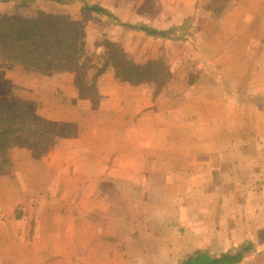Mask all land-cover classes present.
<instances>
[{
  "label": "crops",
  "instance_id": "crops-1",
  "mask_svg": "<svg viewBox=\"0 0 264 264\" xmlns=\"http://www.w3.org/2000/svg\"><path fill=\"white\" fill-rule=\"evenodd\" d=\"M254 2L264 5V0L233 2V7L225 15L229 22V32L223 33L226 44L212 54L219 57L205 71L211 76L190 85L188 93L174 99L163 110H151V93L144 91L143 85L131 87L120 83L111 67L97 80L100 96L97 109H93L89 100L79 96L72 72L47 76L26 73L18 66L7 70L6 77L15 84L13 93L16 99L35 103L37 113L50 121L76 124L79 132L74 138L60 140L53 150L38 160L33 159L25 148L15 147L9 151L10 165L0 174V264H27L31 260L36 264H83L95 258L101 264L110 261L114 264H157L156 261L160 262L158 264H181L197 251L218 257L237 254L245 246L249 249L237 264H258L257 259L264 257V40L254 43L249 24L257 20L264 25V13L242 10L244 5ZM16 6V0H0V13H13ZM85 6L101 11L88 13ZM30 7L36 11L69 15L79 21L92 20L102 14L105 24L101 29L93 21L84 24L88 45L102 36L120 44L125 51L127 49L129 58L131 46L139 53H152L157 57L160 52L157 43L169 40V33L163 31L166 36L161 37L145 30L162 32L161 29L171 27L175 21L166 15L162 24L157 25L155 15L154 19L147 17L149 26H137L138 22L146 23V17L140 13L139 6L130 8L123 0H36L30 3ZM111 20L115 23L111 24ZM96 52L102 57L103 48L98 47ZM226 54H230L229 75L221 71ZM253 69L257 70L256 77L252 74ZM252 84L261 85V92L253 94L247 89ZM240 85L247 90L238 88ZM211 88L210 92L206 90ZM203 89L207 92L203 93ZM256 99H260L261 104L254 107L250 103ZM51 108L57 118L50 119L44 114V110L50 111ZM243 109L245 114L240 116ZM142 134L148 137L144 138ZM223 134L225 140L221 139ZM209 138L213 139V144L206 143ZM202 150L211 151L220 159V170L233 160L235 171L225 179L224 186L229 190L225 196L230 197L233 188L232 195L237 197L238 186L244 192L243 201L230 199L231 203H237L245 210L244 221L236 224L231 217H225L224 222L225 206L219 204V228H225L226 232L223 236V232L217 231L211 243L203 232L205 220L196 224L198 231H189L187 226L185 231H176L172 220L157 223L154 218L143 219V215L132 216L127 222V230H119L117 240L96 239L95 226L87 213L79 208L80 204L75 205L71 200L62 207L42 200L46 188L40 176H46V171L57 174L66 166L73 176H98L96 179L132 176L136 181V176L162 173L154 170L153 165H177L181 163L179 159L185 162ZM208 161L197 160V164L207 163L209 166ZM253 162L256 166L252 169ZM238 165H241L240 170H237ZM187 171L182 169L177 173L186 180ZM207 171L206 167L203 174L199 171V179L206 182L217 177L218 181L222 180L223 177L213 169L207 178ZM30 176H37L35 188L30 185ZM249 180L250 193L243 189L245 182L248 188ZM176 186L174 180L168 181L165 190L175 193ZM159 188H149V194L156 195ZM221 189L218 183L204 193L216 196ZM85 194L88 196L86 191ZM36 196L41 198L33 200L32 197ZM199 205L203 207L206 203ZM167 210L175 219L179 216L178 204L168 206ZM161 225L167 228L166 233L156 235L152 232ZM33 230L40 241L38 245L37 241L31 240L35 236ZM97 243H100L101 251L95 247ZM176 243L180 246L178 249Z\"/></svg>",
  "mask_w": 264,
  "mask_h": 264
},
{
  "label": "rangeland",
  "instance_id": "rangeland-1",
  "mask_svg": "<svg viewBox=\"0 0 264 264\" xmlns=\"http://www.w3.org/2000/svg\"><path fill=\"white\" fill-rule=\"evenodd\" d=\"M16 1L19 6L21 0ZM123 1L126 2L130 8L133 6H139L140 13L143 17H146V23L138 22L139 25L137 26H149L147 22L148 16L154 19V16L157 15L158 20H154L157 25L162 24V20L166 15L175 20L173 22L174 24L169 28H165L164 24L162 25L165 29H161V31H167L169 33V40H165L167 43L165 41L157 43V49L160 50L157 57H153L152 53L142 54L141 51V53H139L136 49H132V46L130 47L131 49L129 52L131 55L130 59L138 64L143 65L151 60H156L163 63L170 69L172 73V80L168 82L165 88L157 96L154 95V87L143 84L145 87L143 90L149 95L151 93L150 97L152 102L150 103V109L159 111L168 107L174 99L181 98L188 93L190 85L199 81V79L203 81L206 76H211L209 73L207 75L205 71H208V66H212L213 63L217 61L219 56L215 58L212 54H216L218 52L217 48H221L226 44V40L223 38V33L229 32V22L225 20V15L233 7V2L240 0H205L204 2L202 0ZM242 6L243 4L241 5V8ZM19 8L21 14L25 16L33 17L36 15V10L30 6H19ZM15 9H17V7H15L13 11H16ZM242 10H254L255 12H258V14H263L264 5L254 2L247 6L244 5ZM99 16L100 17H92V20H89L90 18H88L81 22L83 24H87L89 21H93V23L98 25V29H101L105 24V21L102 14H99ZM159 18L161 22L159 21ZM114 23V20H111V24ZM249 23L250 22H248V24ZM150 24H153V21H151ZM249 25L251 26V37L253 38L254 43H261L259 39L264 40V25L258 23L257 20H254ZM95 36L99 35L95 34ZM104 40L107 39H104L102 36L93 40L91 44L88 45L90 50L88 53L92 54V47L96 44H101ZM229 56L230 54L223 56V64L221 63V71L226 75L231 73L228 59ZM93 58L95 64H101L102 57L95 54ZM254 69L252 70V74L256 77L258 73L257 70ZM93 72H95V70ZM242 85L238 88H242L245 91L246 88ZM206 87L207 86L205 85L203 88L205 89ZM204 89L202 92L206 93V90L210 92L213 88ZM247 89H250L253 94H256L261 92L262 86L252 84ZM250 104L257 107L255 105L261 104V100L256 99ZM244 108H248V106ZM244 110L245 109L240 112V116L245 114ZM44 114L50 119L58 117V115H54L52 108L50 111L44 110ZM142 136L144 138L148 137L146 134H142ZM221 139L225 140L224 134ZM206 143L213 144V139H207ZM30 153L32 155V152ZM191 156L186 159L185 162L179 159L182 164L153 165L152 168L154 170L162 173H155L147 176H136V181L132 180V176H103L101 179H96L98 176H73L69 173L68 168H65L66 166L62 167V169L58 171V176L53 171H46V176H43L42 178L40 176V181H45L46 188V192L43 193L45 195L42 200L45 203L52 201L54 204L62 207H66L71 200L75 205L80 204L79 208L83 209V211L87 213L88 217H90L92 221V224L95 226L94 235H96V239L100 238L109 242L117 240L116 237L119 230H121V232L127 230V222L132 219V216L143 215V219L144 217L148 219L154 218V220L158 221L157 223L172 220L171 224L173 229L176 231H183L186 226L189 231H195L197 230L195 226L198 221L205 220L206 225L203 232L206 234L207 239L211 243V240L214 238V234L217 231L223 232V236H225L226 232L225 228L222 230L219 228L221 224L219 223V216L217 217L220 211L219 204L225 206V211L222 214L224 216L222 218L224 222L225 217H231L233 222L237 221L236 224L244 221L243 216L245 210L237 203L233 204L230 201L231 198L235 201L238 198L237 202L239 200L243 201L242 193L244 192L241 190V187L238 186L239 191L237 197L232 195L234 193L233 188L230 190V197L225 196L229 191L228 188H225L224 186L227 181H225V179H227L235 171L232 159L230 164H225L220 170V159L218 157H214L211 151L202 150L197 155ZM203 159L205 161L209 160V166H207V163H202L200 165L197 164V160ZM255 166L256 164L253 162L252 169ZM122 167L126 169L132 168V166ZM205 167L206 170H208L205 173L207 178L212 175L211 170L213 169L215 172L219 173V176L223 177L222 180L218 181L217 177H214L206 182L203 179H199V176H201L199 171L203 174ZM236 167L237 170H240L241 165ZM182 169L184 171H189H187L188 175H186L188 176V179L186 180L181 176L182 174L178 175ZM30 177V185L35 188L37 184H35V178L37 176H35V178H33V176ZM127 177L131 178V180ZM171 180H174L177 183L175 193L165 190L166 183ZM218 183L222 189L217 192L216 196L214 194L204 193L205 190H212L213 185H218ZM244 185L245 187L243 189L250 193L251 181L249 180L248 182V188L246 187V182ZM159 186V193L156 195L149 194V188L157 190V187ZM139 187L141 189L140 191H138ZM85 191L88 196L85 194ZM51 194L56 195L48 198ZM37 198L40 199L41 197H32L33 200H36ZM200 203H206V205H203L202 207L199 205ZM173 204L179 205V216H177L176 219L174 216L169 215L167 210L168 206ZM133 206L136 207L135 210L132 209ZM32 229L34 228H31L30 230ZM165 229H167L165 225H161L159 228L153 229L152 232L156 233V235H160L162 233H166ZM34 230L32 232L35 235ZM31 240L33 242L37 241V245L40 243V241L37 240L36 235L34 237L32 236ZM97 244L98 245H95V247H97L98 251H101L100 243ZM175 246L176 249L180 247L177 246V243ZM32 249H34V247ZM97 249L95 250L97 251ZM96 260L97 259L95 258L90 262H83V264H92V262L94 264H101L100 261ZM26 263L36 264L33 260ZM156 263L158 264L160 262L156 261ZM257 263L264 264V257L257 259ZM109 264H114V261H110Z\"/></svg>",
  "mask_w": 264,
  "mask_h": 264
},
{
  "label": "trees",
  "instance_id": "trees-1",
  "mask_svg": "<svg viewBox=\"0 0 264 264\" xmlns=\"http://www.w3.org/2000/svg\"><path fill=\"white\" fill-rule=\"evenodd\" d=\"M34 1L21 0L19 6H30ZM19 6L17 4L13 13H0V174L10 165L12 148L28 149L33 159L38 160L60 140L74 138L79 132L76 124L50 121L37 113L35 103L16 99L15 84L6 77L7 70L18 66L26 73L47 76L72 72L79 96L89 100L93 109H97L100 101L97 80L109 67L120 83L131 87L149 85L154 87L155 96L172 80L170 69L163 63L151 60L138 64L128 57L120 44L109 40L96 44L89 54L84 24L69 15L38 10L35 16L29 17L21 14ZM85 10L101 11L90 6H85ZM145 31L150 35L166 36L163 31ZM98 47L103 48L100 67L93 58ZM248 249L245 246L237 254L218 257L197 251L181 264H237Z\"/></svg>",
  "mask_w": 264,
  "mask_h": 264
}]
</instances>
